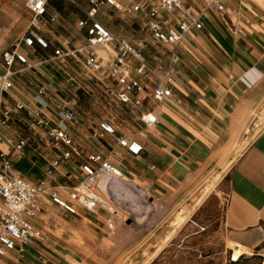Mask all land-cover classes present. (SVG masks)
<instances>
[{
	"label": "crops",
	"instance_id": "0c3cea01",
	"mask_svg": "<svg viewBox=\"0 0 264 264\" xmlns=\"http://www.w3.org/2000/svg\"><path fill=\"white\" fill-rule=\"evenodd\" d=\"M221 1L226 11L220 14L214 7L207 8L202 16L204 28L191 31L178 47L174 91L183 103L157 106L147 98L142 111L157 114V124L144 129L139 114L134 113L129 130H120L140 142L141 155L129 156L111 144L115 147L111 159L133 188L125 194L128 207L135 210L134 226H144L148 209L154 206L163 211L175 209L201 179L229 165L223 172L228 193L223 228L232 245V261L243 257L245 264H260L264 257V125L257 131L262 123L253 117L264 108V4L258 0ZM165 49L167 55L157 65H168L171 48ZM159 79L151 72L142 77L147 93ZM14 99L33 105L32 98L20 92H10V106ZM4 134L9 140L17 139L12 130H4ZM2 147L10 151L7 143ZM108 150L111 152L109 146ZM27 152L23 160L14 158L16 167L36 181L46 161L33 149ZM130 190H140L147 201L142 203ZM49 211H55V206L47 204V211L33 220L45 239L8 251L0 256V264H115L126 245L137 238L130 232L134 228L128 227L131 220L124 222L118 210L105 208L81 210L78 215L59 209L66 216L82 218L89 229L84 240L63 233L47 235L41 221Z\"/></svg>",
	"mask_w": 264,
	"mask_h": 264
},
{
	"label": "built area",
	"instance_id": "2783aa9c",
	"mask_svg": "<svg viewBox=\"0 0 264 264\" xmlns=\"http://www.w3.org/2000/svg\"><path fill=\"white\" fill-rule=\"evenodd\" d=\"M24 1L30 25L3 52L0 71V256L45 239L43 230L33 220L47 211V204L68 215L106 209L100 195L104 179L109 199L124 206L127 213L121 220L127 222L135 217V210L127 206L128 198L121 193L120 185L124 186L123 181L127 180H123L122 172L111 159L115 155L111 144L134 157L141 155L143 146L133 135L121 134L111 119L84 122L76 101L63 99L54 82L38 76V68L51 63L66 72L70 62H79L106 95L138 113L144 129H149L157 124L158 115L142 111L147 98L157 106L183 103L174 91L178 47L191 31L204 28L202 16L207 8L214 7L220 14L226 11L221 0H209L199 12H193L183 0H85L88 6L84 8L78 0H67L84 14L78 26L85 29V44L76 47L60 42L53 46L43 34V29L59 23V13L50 11L52 0ZM105 8L142 16L150 36L146 42L171 48L168 65L152 68L142 51L144 41L113 33L104 25L99 15ZM50 47L53 50L48 57L35 55L37 49ZM83 52L85 58L81 61L78 55ZM149 72L160 77L151 93L146 92L142 80ZM17 87L34 89L32 106L18 99H14V106L9 105L10 92ZM17 123L25 125L26 133L20 135ZM4 130L14 131L17 139H7ZM101 141L110 147L108 155L96 146H89L90 142L98 145ZM5 143L10 151L2 147ZM28 149L46 161L42 176L36 181L24 176L14 160L24 157ZM140 200L147 201L145 196Z\"/></svg>",
	"mask_w": 264,
	"mask_h": 264
},
{
	"label": "rangeland",
	"instance_id": "374dc122",
	"mask_svg": "<svg viewBox=\"0 0 264 264\" xmlns=\"http://www.w3.org/2000/svg\"><path fill=\"white\" fill-rule=\"evenodd\" d=\"M183 1L192 8L193 12H199L205 8L209 0ZM258 1L264 4V0ZM80 5L83 8L87 6L84 0ZM50 11L59 13V23L43 29V34L52 39L55 44L60 42L67 44L68 42L69 46H83L85 33L84 29L78 26V22L84 16L81 9L67 0H52ZM99 19L113 33L135 39L138 42L144 41L142 51L152 68H155L159 60L167 55L165 48H156L146 42L150 36L144 28L145 21L139 14H124L105 8L100 12ZM30 21V13L24 0H0V71L2 70L3 52L27 31ZM52 50L53 47L43 51L37 49L35 55L38 56V53H41L46 58L51 55ZM100 53L104 55V52ZM78 57L83 61L85 53L79 54ZM70 63L69 68L66 69L67 73L58 70L51 63H46L38 69V76L44 81H48L49 78L55 79L60 96L67 101H76L84 122L89 120L98 122L100 119L106 118L113 120L119 131L121 129L129 130L135 118L134 113L106 95L102 87L86 75L79 62ZM19 92L32 98L34 89L17 87L11 91L12 94ZM10 99L12 100V96ZM253 118L257 119L256 123H262L255 128L258 131L264 125V108L261 112L257 111ZM17 125L20 131L26 133L25 125L20 123ZM105 145L101 141V144L94 143L92 147L96 146L108 155V146ZM27 153L26 150L25 155ZM228 167L229 165L225 164L223 170L214 171L201 179L175 209L163 211L158 206L148 209V219L144 226L138 225V223L134 226L132 225L134 217L129 219L128 221L131 220V223L128 224V227L134 228L130 232L135 234L137 238L134 243L126 245V250L119 254L115 264L148 263L151 253L160 248L164 241L166 243L161 252L148 264H230L233 256L232 245L223 228V215L228 198L227 185L223 181V172ZM210 182H216L215 186L202 204L190 214L193 205ZM127 183L128 181H123L124 186H127ZM128 188L133 189L127 186V191H129ZM130 191L137 198L143 196L140 190ZM121 193L124 197L128 196L125 192ZM100 195L105 198L104 192ZM106 201L113 207V211L118 210V216H127V213L121 210V207L124 208V206L113 203L109 198H106ZM106 209L108 208L106 207ZM43 218L44 221L41 223L46 227L47 235L49 233H63L75 235L78 236L79 240H84L83 236H86L89 231L81 223L82 218L80 216H66L56 206L55 211L47 212ZM112 218H116L115 215ZM184 218L185 220L182 222ZM85 222L88 220L85 219ZM238 253L239 251H237Z\"/></svg>",
	"mask_w": 264,
	"mask_h": 264
},
{
	"label": "bare ground",
	"instance_id": "6f19581e",
	"mask_svg": "<svg viewBox=\"0 0 264 264\" xmlns=\"http://www.w3.org/2000/svg\"><path fill=\"white\" fill-rule=\"evenodd\" d=\"M123 175V180H125V176H124V174H122ZM220 179V178H219ZM105 181H106V179H104L103 180V182H102V184H101V187H102V190H103V192H104V194H105V198H101V201H102V203H104V205L109 209V210H111V211H113L112 209H113V207L106 201V198H109L110 197V195H109V192L106 190V188H105ZM215 184H216V182H210L209 183V185H207L204 189H203V191H202V194L198 197V199H197V201L195 202V205H193V208L190 210V214H192L196 209H197V207L198 206H200L201 204H202V202L205 200V198L210 194V192H211V190L213 189V187L215 186ZM120 188H121V191L122 192H125V193H127V188L125 187V186H122V185H120ZM185 220V218L184 219H182V222ZM178 228H179V225H178ZM166 243V241H164V244ZM164 244H162L161 246H160V248H158L157 250H155V251H153L152 253H151V255H150V257H149V261H148V263L151 261V260H153L160 252H161V250L163 249V247H164ZM148 263H145V264H148Z\"/></svg>",
	"mask_w": 264,
	"mask_h": 264
},
{
	"label": "trees",
	"instance_id": "16d2710c",
	"mask_svg": "<svg viewBox=\"0 0 264 264\" xmlns=\"http://www.w3.org/2000/svg\"><path fill=\"white\" fill-rule=\"evenodd\" d=\"M16 158V157H15ZM20 160H23L22 158H20ZM16 163V162H15ZM24 163V162H23ZM26 163V162H25ZM16 165H18V164H16ZM17 168L19 169V170H22V168L20 167V166H17ZM263 260V259H262ZM242 262H244V264L246 263V260L243 258V257H241L238 261H230V264H242ZM262 262V261H261ZM261 264V263H260Z\"/></svg>",
	"mask_w": 264,
	"mask_h": 264
}]
</instances>
